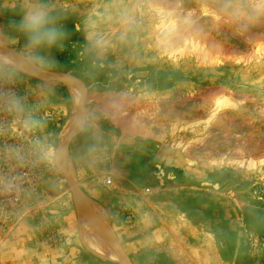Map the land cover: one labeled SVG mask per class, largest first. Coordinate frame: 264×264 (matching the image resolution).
<instances>
[{
  "label": "rangeland",
  "instance_id": "obj_1",
  "mask_svg": "<svg viewBox=\"0 0 264 264\" xmlns=\"http://www.w3.org/2000/svg\"><path fill=\"white\" fill-rule=\"evenodd\" d=\"M51 2L64 17L65 60L74 63L72 73L82 67L78 53L87 33L114 32L118 12L133 3L174 9L194 24L181 28L165 45L157 37L155 14L144 9L143 14L136 13L129 44L109 53L110 61L124 62L126 74L119 87L131 93L135 103L127 118L103 120L101 128L151 153L144 159L145 166L134 169L129 177L121 175L109 159L81 162L83 138L71 145L69 166L31 162L17 166L7 149L23 143L21 133L11 117L0 114V120L11 124V131L0 135V264H61L53 263L52 246L60 250L64 245L87 246L102 256L106 249L88 242L83 220L95 217L98 225L103 223L99 226L112 225L110 209L94 195L101 192L109 197L119 182L130 185L140 197L138 202L117 203L116 208L125 211L126 223H134L143 210L153 213V208L156 215L175 218L181 231L176 241L183 249L191 248L192 259L200 257L198 250L203 248L212 262L215 252L222 264H264V50L256 51L258 45L264 48V15L252 23L243 17L237 20L222 10L223 0ZM28 3L0 0V30L5 37L18 39L12 46L16 50L25 40L13 22H19ZM54 52L58 69L64 67ZM205 57L222 62L213 64ZM40 83L23 77L5 87H12L39 115L48 117L47 130L61 132L72 114L70 93L57 85L47 107H40ZM220 98L227 102L219 105ZM132 118L138 120L135 130L129 126ZM87 199L104 207L107 223L83 210L81 203ZM104 228L106 236L118 243L116 235L113 240L107 233L108 226ZM34 239L42 240L40 248L46 253L34 254Z\"/></svg>",
  "mask_w": 264,
  "mask_h": 264
},
{
  "label": "clouds",
  "instance_id": "obj_2",
  "mask_svg": "<svg viewBox=\"0 0 264 264\" xmlns=\"http://www.w3.org/2000/svg\"><path fill=\"white\" fill-rule=\"evenodd\" d=\"M148 9L157 18L156 30L161 43L170 44L183 27L194 24L189 17L181 16L174 9H165L151 3L136 2L118 12V27L109 34L89 31L86 44L78 53L82 67L77 73H61L58 62L51 55L55 50L62 52L68 33L61 21L63 16L51 0H29L19 22L13 28L25 43L20 50L12 47L18 43L14 37H5L0 30V114L11 117L21 133L23 143L9 146V158L17 166L27 163H43L64 168L72 161L71 145L79 138L84 139L80 161L88 164L100 159L107 150L101 121H119L129 116L135 98L119 87L126 74L124 62L117 58L108 59L109 53L119 46L129 44V34L137 25L136 13ZM222 10L239 20L255 22L264 15V0L258 4H247L244 0H223ZM11 45V46H10ZM105 79L101 81L100 77ZM23 77L39 80L42 99L40 107H47L48 97L57 85L65 86L71 96L72 114L61 132L47 130L48 117L38 114V109L29 105L27 98L19 95L12 87ZM8 121L0 120V135L11 131ZM138 120H129L132 130Z\"/></svg>",
  "mask_w": 264,
  "mask_h": 264
},
{
  "label": "crops",
  "instance_id": "obj_3",
  "mask_svg": "<svg viewBox=\"0 0 264 264\" xmlns=\"http://www.w3.org/2000/svg\"><path fill=\"white\" fill-rule=\"evenodd\" d=\"M105 142L107 143V150L101 158L103 160H111L114 167L117 165V171L128 177L132 172L141 167H144L146 162V155H150L148 149L143 146L137 147L135 144H129V141H122L118 135H111L104 132ZM121 139L119 143L114 144L115 140ZM124 142V143H123ZM121 143V144H120ZM155 156V154H153ZM151 156V155H150ZM153 157V156H152ZM120 167V168H118ZM135 179V178H134ZM124 182V181H123ZM133 180L132 183H136ZM128 182H124L127 184ZM130 185H123L122 182L115 187H111L109 197L103 193L96 192L97 199L104 200L107 207L111 211L110 221L108 222L107 233L114 240L113 235L117 237L118 243L114 240V244L120 248L122 254L121 259H114L110 256L107 250L103 255H99L86 246L80 249L77 245H64L60 250L59 246L54 248L52 252L54 261L61 264H222V259L217 253L214 252L213 262L208 260L206 249L200 248L198 254L200 257L196 259L191 258V248L183 249L176 239L180 235L179 225H176L174 217H162V215L153 213H145L146 210L139 212L134 223H126L125 211L116 208L117 203L124 200L134 202L136 199L139 201L140 197L135 196V191L130 190ZM166 189V188H163ZM165 194V192H163ZM105 196V197H104ZM171 195H163L162 198L171 199L177 197ZM142 203L139 204V209ZM149 210V211H150ZM205 216V215H204ZM207 220V217H205ZM175 221L174 223H172ZM44 235V234H43ZM41 239H34V254L43 255L46 253L45 249L40 247L43 245ZM117 247V248H118ZM118 248V249H119ZM197 250V249H196ZM62 256L63 259L56 256ZM68 256V259H66ZM203 257V258H202ZM202 258V259H201ZM198 259V260H197ZM62 261V262H61ZM36 261H34L35 263Z\"/></svg>",
  "mask_w": 264,
  "mask_h": 264
},
{
  "label": "bare ground",
  "instance_id": "obj_4",
  "mask_svg": "<svg viewBox=\"0 0 264 264\" xmlns=\"http://www.w3.org/2000/svg\"><path fill=\"white\" fill-rule=\"evenodd\" d=\"M159 41L161 42L160 39V34L157 36ZM262 50H264L263 47H261L260 45H258L256 47V51L257 53H260ZM263 53V51H262ZM260 57V56H259ZM207 62L213 63V64H218L220 62H222L220 59H218L217 57H205ZM205 60V61H206ZM239 60V59H238ZM61 73H67V72H61ZM227 100L225 98H220L218 99V103L220 104H224L226 103ZM67 126V125H66ZM69 166V164H68ZM81 206L83 208V210H86L87 212H89V215L93 212L96 213L95 215L98 217V220H101L102 222H108V217L105 213V209L104 207L97 201L95 200H86L85 202L81 203ZM94 216V215H93ZM95 218V217H94ZM93 217H91L90 221H84L83 220V224H84V230H85V234L87 236L88 242L90 244H95L98 245L104 249H106L108 251V253L110 254L111 257H113L114 259H121L122 254L120 253V248L118 247V245H115L113 241H111V239L109 237L106 236L105 234V228L107 226V224L102 227L95 222L96 220ZM119 249H118V248Z\"/></svg>",
  "mask_w": 264,
  "mask_h": 264
},
{
  "label": "trees",
  "instance_id": "obj_5",
  "mask_svg": "<svg viewBox=\"0 0 264 264\" xmlns=\"http://www.w3.org/2000/svg\"><path fill=\"white\" fill-rule=\"evenodd\" d=\"M66 50L62 52H54V54L57 56L58 61L62 62L64 67H61L58 69V71H71L73 68V62L65 60Z\"/></svg>",
  "mask_w": 264,
  "mask_h": 264
},
{
  "label": "built area",
  "instance_id": "obj_6",
  "mask_svg": "<svg viewBox=\"0 0 264 264\" xmlns=\"http://www.w3.org/2000/svg\"><path fill=\"white\" fill-rule=\"evenodd\" d=\"M107 179H108V180H111V179H112V175H108V176H107ZM147 191H150V188H147Z\"/></svg>",
  "mask_w": 264,
  "mask_h": 264
}]
</instances>
